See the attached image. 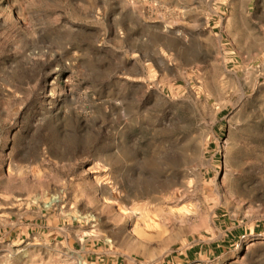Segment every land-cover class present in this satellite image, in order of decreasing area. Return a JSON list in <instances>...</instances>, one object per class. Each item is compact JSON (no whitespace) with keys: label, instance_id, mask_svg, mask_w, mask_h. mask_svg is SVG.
<instances>
[{"label":"rangeland","instance_id":"rangeland-1","mask_svg":"<svg viewBox=\"0 0 264 264\" xmlns=\"http://www.w3.org/2000/svg\"><path fill=\"white\" fill-rule=\"evenodd\" d=\"M0 264H264V0H0Z\"/></svg>","mask_w":264,"mask_h":264}]
</instances>
